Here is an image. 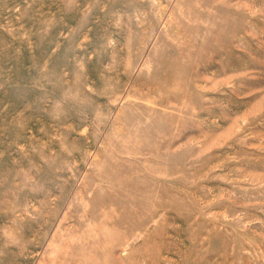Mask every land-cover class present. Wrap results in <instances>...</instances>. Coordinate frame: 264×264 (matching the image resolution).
Wrapping results in <instances>:
<instances>
[{
  "label": "rangeland",
  "instance_id": "rangeland-1",
  "mask_svg": "<svg viewBox=\"0 0 264 264\" xmlns=\"http://www.w3.org/2000/svg\"><path fill=\"white\" fill-rule=\"evenodd\" d=\"M0 264H264V0H0Z\"/></svg>",
  "mask_w": 264,
  "mask_h": 264
}]
</instances>
